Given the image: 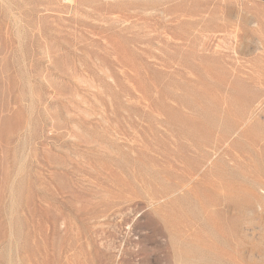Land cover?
Listing matches in <instances>:
<instances>
[{
    "label": "rangeland",
    "instance_id": "obj_1",
    "mask_svg": "<svg viewBox=\"0 0 264 264\" xmlns=\"http://www.w3.org/2000/svg\"><path fill=\"white\" fill-rule=\"evenodd\" d=\"M0 264H264V0H0Z\"/></svg>",
    "mask_w": 264,
    "mask_h": 264
}]
</instances>
